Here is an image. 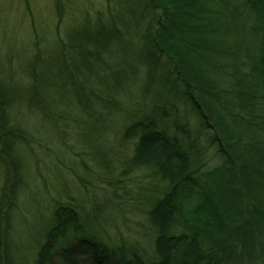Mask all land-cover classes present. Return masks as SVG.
Instances as JSON below:
<instances>
[{"label":"trees","instance_id":"16d2710c","mask_svg":"<svg viewBox=\"0 0 264 264\" xmlns=\"http://www.w3.org/2000/svg\"><path fill=\"white\" fill-rule=\"evenodd\" d=\"M70 6L74 22H56L42 52L38 39L28 48L26 82L6 91L0 77V264H18L9 245L19 152L37 138L20 127L17 103L60 138L74 123L102 166L109 138L133 141L129 163L160 184L147 200V248L79 234L94 223L53 198L32 237L34 264H264V0ZM54 12L68 8L56 0Z\"/></svg>","mask_w":264,"mask_h":264},{"label":"rangeland","instance_id":"374dc122","mask_svg":"<svg viewBox=\"0 0 264 264\" xmlns=\"http://www.w3.org/2000/svg\"><path fill=\"white\" fill-rule=\"evenodd\" d=\"M77 1L71 0L70 3V0H64L63 3L61 0L68 12L59 18L60 15L54 12L56 0H0V77L12 90L20 79L21 83L26 82V75L21 70L22 61L28 55V48L33 47V41L38 39L42 52L45 49L43 41L53 38L59 27L56 22L61 20L64 25L74 22L70 4L83 7L92 14L106 3V0ZM13 109L21 111L17 105ZM22 111L25 112L22 116L26 122L24 126H28L40 141L37 138L26 141L19 152L26 171L25 183L18 191V207L12 211V240L9 245L17 263L34 264L35 250H28V247L33 246V235L40 233L39 228L50 217L55 203L53 198L74 204L109 240L147 248L151 233L146 215L147 200L151 191L160 189V184L148 169L129 163L133 141L117 143L109 138L112 153L108 154L106 165L102 166L90 157L91 149L79 137L74 123L68 121L70 123L60 138V134L52 132L49 124L46 127L42 121L35 122L36 114L29 113L26 108ZM52 136L54 139L47 141ZM101 140L103 143L104 138H100L99 144ZM85 150L89 156L84 154ZM72 152H78V155ZM204 161L205 166L214 163L213 160ZM4 167L0 158V183ZM92 205L98 207V213L91 209Z\"/></svg>","mask_w":264,"mask_h":264},{"label":"bare ground","instance_id":"6f19581e","mask_svg":"<svg viewBox=\"0 0 264 264\" xmlns=\"http://www.w3.org/2000/svg\"><path fill=\"white\" fill-rule=\"evenodd\" d=\"M1 79H2V77H1ZM2 82H3V86H4V88H5V90L7 91V89H10V90H12L6 83H7V81H4V80H2ZM15 101V100H14ZM17 103V102H16ZM15 103V104H16ZM17 106H18V103H17ZM24 108H26L25 106H18V109H21V111L24 109ZM18 113L22 116H24V112L22 111V112H20V111H18ZM25 121V119L23 118V120H21V121H19L18 123H20V122H24ZM1 158V157H0ZM2 159V158H1ZM25 173H26V171L25 172H22L21 174H20V178H21V180H22V184L23 183H25L24 182V175H25ZM1 184V183H0ZM87 218V217H86ZM82 221V220H81ZM78 231H79V234H86L87 232L86 231H94V232H96V233H98V232H100V230L98 229V228H96L95 226H91V225H88V224H85L83 221L82 222H80V225H79V227H78ZM29 248V247H28ZM29 249H32V247H30Z\"/></svg>","mask_w":264,"mask_h":264}]
</instances>
